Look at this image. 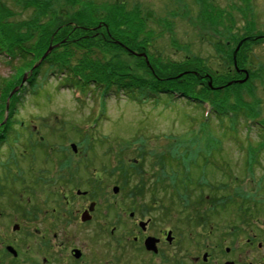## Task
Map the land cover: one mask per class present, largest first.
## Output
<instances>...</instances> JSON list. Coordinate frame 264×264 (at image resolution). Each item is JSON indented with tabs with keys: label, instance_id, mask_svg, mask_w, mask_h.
<instances>
[{
	"label": "rangeland",
	"instance_id": "rangeland-1",
	"mask_svg": "<svg viewBox=\"0 0 264 264\" xmlns=\"http://www.w3.org/2000/svg\"><path fill=\"white\" fill-rule=\"evenodd\" d=\"M115 1L93 0L97 4H112ZM123 1L127 7L139 3L146 12L151 13L148 22L154 31L151 53L174 60L196 56L207 61L215 71L224 69L226 61L217 54L215 44L220 43L218 38L226 37L225 32L216 33L206 29L208 25L196 27L188 23V20H195L196 17L195 0ZM201 2L231 12L233 27L230 31H233V38L243 34H264V0ZM5 3L17 11L15 18L26 19L30 16V11L22 10L14 0H5ZM165 6L171 10L165 11ZM185 8L189 9L186 18L183 16ZM206 9L211 10L210 7ZM61 15L66 17L68 13ZM157 18H166L169 27H164ZM218 29L224 31L221 27ZM248 56L246 63L252 75L247 86H253V97L258 102L257 114L250 123L240 118L235 130L230 128L227 118L211 112L208 104L199 105L186 98L175 99L167 95L139 101L124 92L104 97L94 86L68 88L59 74L50 71L31 80L28 76L31 70L26 68L22 73V82L16 83L8 91L4 100L5 110H1L0 105V132L4 127L0 137V223L10 207L8 203L15 196L17 199L31 196L27 209L34 213L43 182L50 181L57 169V159L68 153L70 143L79 149L82 136L91 135L95 140L90 141L93 144L88 157L96 155V150L113 152L122 149L124 169L121 175L114 168L111 170V157L106 156L96 164L90 163L87 167L80 165L75 169V178H72H78L82 183L80 188H88L91 182L101 181L103 191L107 186L111 192L112 185L123 180L158 182L159 188H152L151 192L146 189V193L176 198L178 201L182 198L179 194H188L186 198L195 204L210 195L221 199L218 201L227 200L222 206L218 202V209L208 210L214 214L211 224L215 230H228L231 224L247 227V231L252 229L259 232L255 228L264 229V208L260 204L264 200V150L259 153L253 172H249L246 165L247 143L257 139L260 122L264 124V80L260 75H264V40L249 43ZM40 61L35 63L38 65ZM14 66L18 67L19 62L10 65L0 57V82L2 79L13 81L17 78V75H13ZM247 86L242 88V96L246 101H251L252 98L246 93ZM11 96L16 99L12 113L8 111ZM179 137L183 138L179 145L171 147V140ZM173 152L178 158L172 157ZM135 158H140V161L133 166L130 162ZM186 163H190L192 180L179 178V181L172 182L171 176L182 177V167ZM102 164L104 169L100 168ZM184 182L187 191L181 187ZM53 190H56L53 186L48 187L45 197L55 196L51 193ZM237 191L254 194L253 201L246 204L252 212H242L239 200L233 201L240 199L234 197ZM239 213H251L250 218L254 217L255 221L245 223L239 220ZM242 235L239 237L242 238Z\"/></svg>",
	"mask_w": 264,
	"mask_h": 264
},
{
	"label": "flooded vegetation",
	"instance_id": "flooded-vegetation-1",
	"mask_svg": "<svg viewBox=\"0 0 264 264\" xmlns=\"http://www.w3.org/2000/svg\"><path fill=\"white\" fill-rule=\"evenodd\" d=\"M195 3V20L190 19L188 23L200 27L203 24L202 2L195 0ZM131 7L144 14L150 13L139 3ZM186 9L184 18L189 10ZM219 9L222 11L221 21H214V25L224 27L226 37L219 39L218 35L215 36L220 43H231L227 45L231 54L224 69L215 72L237 73L242 78L245 71L248 74L251 71L246 63L250 40L257 43V40H264V34L254 37L243 34L237 39L238 45H233L230 42L235 40L231 36L233 31H230L233 27L231 12ZM164 10L171 9L166 7ZM211 15L213 19H219L218 11L214 10ZM160 19L165 20L158 21ZM157 21L169 27L166 18H157ZM71 26L76 25L71 23ZM101 26L102 23L91 26L90 31L99 35ZM240 49L242 62L237 64ZM92 140L95 138L91 135L82 136L79 149H70L57 159V169L50 181L43 182L34 213L27 209L31 196L19 199L7 196L12 201L8 203L10 207L0 223V264H264V229L247 231V227L231 224L228 230H215L211 224L214 214L209 209H218L219 206L210 198L195 204L190 198L178 201L167 196L150 195L148 192L159 188V183L145 180H123L112 185L111 192L107 186L103 191L101 181L91 182L88 188H80L82 183L78 178L72 179L80 165L96 164L106 156L111 157V170L114 168L121 175L124 169L122 149L113 152L96 150V155L88 157ZM139 161L140 158H135L130 163L136 166ZM102 167L104 169V164ZM51 186L56 189L51 192L55 196L45 197V190ZM146 189L150 191L146 193ZM250 214L237 215L246 223L255 221ZM241 233L242 238L239 237Z\"/></svg>",
	"mask_w": 264,
	"mask_h": 264
},
{
	"label": "trees",
	"instance_id": "trees-1",
	"mask_svg": "<svg viewBox=\"0 0 264 264\" xmlns=\"http://www.w3.org/2000/svg\"><path fill=\"white\" fill-rule=\"evenodd\" d=\"M14 2L22 10H29L30 16L26 19L15 18L17 11L12 10L5 0H0V57L10 65L15 61L19 62L18 67L14 66L13 75H17V78L13 81L2 79L0 82L1 110L2 108L5 110L4 100L8 91L21 81L22 73L28 68L31 70L28 75L31 80L50 71L59 74L67 87L94 86L105 97L124 92L136 99H154L160 95H167L175 99L186 98L199 105L208 104L211 112L227 118L233 130L239 125L240 118L251 122L256 117L258 102L253 97V86L250 87L249 84L247 86L251 71L245 82L238 83L235 82L240 78L237 73L216 74L211 68L212 65L200 57L188 56L184 60H174L151 53L154 31L148 26L149 15L141 13L135 7H127L123 0H116L112 4H97L93 0H14ZM207 7L211 10L206 9ZM214 10L218 11L219 19H213L211 12ZM62 13L68 15L65 17L61 15ZM221 13V9L214 5L202 4V23L208 25L206 29L223 32L218 28L224 27L214 25V21H221ZM71 23L76 26L72 27ZM99 23H102L101 32L94 35L90 27ZM110 37L114 40H110ZM134 37L138 40H133ZM238 37H234L235 40L230 42L238 45ZM61 38L66 39L55 40ZM254 41L256 40H250V43ZM230 44L226 42L215 44L217 54L225 58L226 63L227 57L230 58L231 54V49L227 50V45ZM51 45L54 46L49 53L32 68ZM174 45L178 46L176 43ZM135 53L147 55L149 64L147 65L144 58ZM233 53L235 58L236 54L234 51ZM240 54L241 49L237 53V64L242 62ZM260 75L264 80V75ZM208 79L212 80L213 86L219 87L210 88ZM227 82L231 83L227 85ZM262 84L264 86V83ZM245 86L246 93L252 98L251 101H246L242 96V88ZM15 104L16 99L11 96L8 111H11ZM260 125L257 139L247 143L246 147V165L249 172H253L259 153L264 150V124L260 122ZM3 131L4 127L0 133ZM182 139L173 138L171 147L179 145ZM171 154L172 157L178 158L175 152ZM189 167L190 163L184 164L182 177L173 175L170 180L172 182L179 178L192 180ZM184 184L185 182L181 187L187 191ZM179 195L182 198L188 196ZM237 196L240 199L233 201L239 200L241 211L252 212L253 210L246 204L250 200L253 201L254 194L237 191L234 197ZM209 198L214 204L215 201L217 204L220 202L219 206L225 205L227 201L225 199L218 201L221 199L216 195H210ZM260 204L264 208V200Z\"/></svg>",
	"mask_w": 264,
	"mask_h": 264
},
{
	"label": "water",
	"instance_id": "water-1",
	"mask_svg": "<svg viewBox=\"0 0 264 264\" xmlns=\"http://www.w3.org/2000/svg\"><path fill=\"white\" fill-rule=\"evenodd\" d=\"M51 48H52V46H49V47L47 48V50L44 52V54L41 56L40 59L44 58V57L48 54V52L51 50ZM139 55H140V54H139ZM145 60H146V63H148L147 59H145ZM244 73H245V76H244L242 79H239V80H238L239 83H242V82H244V81L247 79V77H248V73H247L246 71H245ZM22 80H23V77H22ZM22 80H21V82H22ZM227 84H230V82H228ZM208 85H209L210 87H212V82H211L210 79H209V81H208ZM70 147H71L72 150H76V146H75L74 144H71ZM114 190H116V188H114Z\"/></svg>",
	"mask_w": 264,
	"mask_h": 264
}]
</instances>
